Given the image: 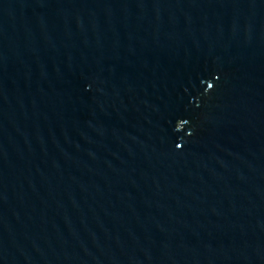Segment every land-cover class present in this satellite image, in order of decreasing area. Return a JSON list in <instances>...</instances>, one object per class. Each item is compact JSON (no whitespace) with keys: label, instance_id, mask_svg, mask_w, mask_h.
I'll return each instance as SVG.
<instances>
[{"label":"water","instance_id":"obj_1","mask_svg":"<svg viewBox=\"0 0 264 264\" xmlns=\"http://www.w3.org/2000/svg\"><path fill=\"white\" fill-rule=\"evenodd\" d=\"M0 264H264V0H0Z\"/></svg>","mask_w":264,"mask_h":264}]
</instances>
